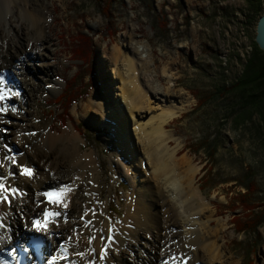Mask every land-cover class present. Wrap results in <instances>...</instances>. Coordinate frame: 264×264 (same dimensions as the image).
<instances>
[{"label": "rangeland", "instance_id": "1", "mask_svg": "<svg viewBox=\"0 0 264 264\" xmlns=\"http://www.w3.org/2000/svg\"><path fill=\"white\" fill-rule=\"evenodd\" d=\"M43 2L46 6L42 7L50 12L51 45L45 56L39 59L38 69L29 65L27 71L30 75L42 73L41 77L35 78L42 93L34 100L39 125L43 128L51 126V130L58 133L65 130L76 132L85 141L84 150L97 154L100 163L98 177L93 179L89 172L85 182H91L90 186L96 184L99 193H84L81 199L90 201L91 208L99 207L96 214L100 212L102 219L110 223V230L116 229L125 217L131 185L126 176L117 170L120 161L115 131L119 127L108 117L103 119L105 122L102 119L98 122L101 116H96V108L91 107L90 103L95 94L107 91V98L116 108L119 85L113 73V78H110L112 67L108 66L109 58L115 46L125 48L126 45H133L142 55H149L153 60V72L146 74L154 78L161 93V99H156L157 105L171 101L180 105L186 100L183 111L169 123L168 128L176 139L171 144L176 146L179 143L180 155L188 153L200 167L196 179L199 190L215 211L213 228L218 227L219 219L224 223L225 228L220 234L225 244L226 264H264V224L259 227V234L239 233L236 230L237 218L244 219L248 213L236 200L237 193L245 191L242 184L248 182V177L258 189L253 201L261 207L256 210L264 211V113L241 98L240 93L222 91L223 86H232L242 74L252 52L264 0ZM134 27L138 29L136 33H133ZM87 40L90 42V47L87 46L89 55L86 53V58H79L74 51L83 48ZM165 66L177 73L174 87H169L163 79ZM105 69L109 76L103 78L101 73ZM46 70L51 71L50 75L56 81L57 92L53 94L47 93L50 84L45 82L52 78L44 74ZM4 72L6 79L7 72L16 77L15 86L7 79L16 92L7 99L5 106L16 103V112L9 106V111L5 113V128L0 133L6 134L7 114L24 113L22 107L34 102L24 96L23 84L27 83L23 81L22 72L8 68L0 71V74L3 76ZM72 86H82V90H78L76 95L80 97L78 100L76 98L68 112L73 121L67 120L62 124L58 118L62 110L54 102L66 90L73 92ZM81 94L87 95L81 97ZM199 98L204 101L201 102ZM88 107H91L89 113ZM40 134V129L20 131L19 137L32 139L31 144H25V148L31 150L33 144L40 141ZM209 142L217 147L211 159ZM200 145L205 147L200 148ZM12 147L20 150L17 145ZM207 172L211 173L210 176L203 179ZM202 179L204 184L211 183L213 186L203 190ZM230 202L234 207L239 206L238 209L230 207ZM86 212H90L91 217L83 218V228L93 236V217L96 214L91 209ZM85 237L89 240V237ZM65 243L67 241L64 239L59 242L60 245ZM183 255V251L179 250L177 261Z\"/></svg>", "mask_w": 264, "mask_h": 264}, {"label": "bare ground", "instance_id": "2", "mask_svg": "<svg viewBox=\"0 0 264 264\" xmlns=\"http://www.w3.org/2000/svg\"><path fill=\"white\" fill-rule=\"evenodd\" d=\"M42 6H46L43 0H0V71L20 70L27 83L24 96L33 102L42 95L35 81L42 73L30 75L27 68L38 69L39 59L51 45L50 12ZM137 30L134 27L133 33ZM152 61L133 45L115 46L108 66L112 67L110 78L113 73L118 81L119 102L113 108L107 91H102L90 103L96 116H101L98 122L108 117L119 127L115 131L117 170L131 185L125 217L114 230L100 212L96 214L97 205L91 208L90 201L81 199L84 193H99L96 184L85 182L89 172L93 179L98 177L96 152L84 150L85 141L76 132L41 127L35 102L23 106L24 113L7 114L8 131L0 133V184L6 189H0V264H15L16 246L33 231L48 241L43 264H226L220 234L224 223L219 219L213 228L215 211L196 179L200 167L188 153L180 155L179 143L171 144L176 139L169 123L183 111L186 100L180 105L172 101L157 105L161 93L154 78L146 74L153 72ZM50 72L44 74L52 78ZM3 74L0 93L5 99L0 107L16 92ZM162 75L169 87L176 85L177 73L169 66L163 67ZM101 76H109L106 69ZM54 80L45 82L50 84L47 93L57 92ZM6 119L0 113V131ZM19 128L40 129V141L31 150L25 144L32 139L19 137ZM16 145L20 150L12 147ZM24 168L32 175H25ZM65 188L71 191H60ZM88 209L96 214L93 236L83 228V218L91 217ZM63 239L67 243L60 245ZM179 250L184 255L177 261Z\"/></svg>", "mask_w": 264, "mask_h": 264}, {"label": "trees", "instance_id": "3", "mask_svg": "<svg viewBox=\"0 0 264 264\" xmlns=\"http://www.w3.org/2000/svg\"><path fill=\"white\" fill-rule=\"evenodd\" d=\"M264 11V10H263ZM263 14V12H262ZM261 14V15H262ZM86 40V39H85ZM90 42L87 40L85 41V50L84 47L80 48L79 50H75L76 56L79 58H86V53L88 54L90 51L87 49V46H89ZM89 55V54H88ZM69 88V87H68ZM82 90V86H72L73 92L66 90L63 96L60 98H57L54 102V104L57 106L59 110H62V112L58 115L59 120H62V124L67 123V120H71V116L68 113L70 110V106L72 103L76 102V98L80 97L77 96L78 90ZM235 91L237 93H240L241 98H244L247 102L252 103L254 108L262 110L264 113V50H262L256 41L252 43V52L248 59L246 60V63L244 65V68L242 70L241 76L237 79L235 83H233L232 86H223L222 91ZM82 95V94H81ZM83 94L81 97H83ZM73 97V98H72ZM200 101H204L201 98H199ZM64 116L65 118H63ZM61 117L63 119H61ZM56 119V116H55ZM65 122V123H64ZM80 130V128H78ZM81 131V130H80ZM209 157L210 159L214 157L216 154L217 147L216 145L212 144V142H209ZM210 145V146H209ZM205 147V145H200V148ZM208 152V151H207ZM210 172H207L203 179L210 176ZM202 179V183L203 180ZM251 183V184H249ZM211 183H203L201 188L204 190L206 188L211 187ZM213 186V185H212ZM242 187H244V192H238L236 196V200L239 206L244 208L246 211H248L247 215L244 217V219L237 218L236 222L238 223V226L236 228L237 232L241 233H254L259 234L258 229L264 224V211L256 209L261 207L260 204L253 201V196L258 192V189L256 187V184L253 180H250V177H248V182L243 183ZM231 204V205H230ZM230 207L234 209H238L239 206H232L233 204L230 202ZM257 211V212H256Z\"/></svg>", "mask_w": 264, "mask_h": 264}, {"label": "snow or ice", "instance_id": "4", "mask_svg": "<svg viewBox=\"0 0 264 264\" xmlns=\"http://www.w3.org/2000/svg\"><path fill=\"white\" fill-rule=\"evenodd\" d=\"M2 82H3V77H0V83H2ZM4 99H5V95L3 93H0V101H3ZM11 110L12 111H16V109H14V108L11 109ZM8 111H9V109H8L7 106L0 107V113H6ZM13 162H15V161H13ZM23 173L25 175H28V176H31L32 175V171L30 169H28V168H24L23 169ZM0 189L6 190L4 188V185L3 184H0ZM13 191H15V189ZM60 191L61 192H68V191H71V189L70 188H65V189H61ZM45 195H52V193H45ZM65 207H67L66 204H65ZM46 215H48V214L46 213ZM37 223L39 224L40 222L38 221ZM165 264H167V262H165Z\"/></svg>", "mask_w": 264, "mask_h": 264}, {"label": "water", "instance_id": "5", "mask_svg": "<svg viewBox=\"0 0 264 264\" xmlns=\"http://www.w3.org/2000/svg\"><path fill=\"white\" fill-rule=\"evenodd\" d=\"M255 41L264 50V11L257 22Z\"/></svg>", "mask_w": 264, "mask_h": 264}]
</instances>
